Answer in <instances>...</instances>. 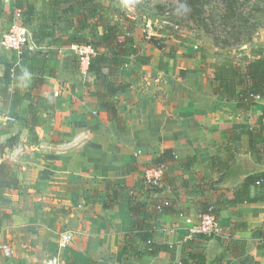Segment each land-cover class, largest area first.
Returning a JSON list of instances; mask_svg holds the SVG:
<instances>
[{
  "label": "crops",
  "instance_id": "obj_1",
  "mask_svg": "<svg viewBox=\"0 0 264 264\" xmlns=\"http://www.w3.org/2000/svg\"><path fill=\"white\" fill-rule=\"evenodd\" d=\"M26 1L33 6L34 25L41 16L54 14L51 0ZM57 1L62 33L72 34L76 20L62 12L74 0ZM98 1L112 10L111 0ZM106 17L122 24L135 19ZM22 19L16 0H0V76L19 56L4 46L3 36ZM48 25L58 34L57 25ZM131 25L133 45L148 60L140 63L129 57L125 69L134 72L126 78L130 86L111 98L119 120L98 98L96 75L85 74L81 65L77 69L71 48L63 47L58 76L46 72V81L34 83L31 90L40 102L39 142H32L21 126L18 141L26 143V153L9 161L7 150L0 153V163L13 166L12 180L22 182L29 197L62 192L76 203L82 195L91 201L84 205L88 238L81 241L106 249V259L98 258L97 264H117L111 253L134 229L131 198L142 205L141 219L153 227L155 239L170 246L169 251L133 257L136 264H182L192 251L205 257L204 264H264V99L257 97L250 108H242L238 98L214 94L208 84L206 53L195 51L197 46L182 50L176 45L158 46ZM35 36L27 48L47 51L51 39ZM64 50L68 56L61 60ZM85 79L89 83L82 82ZM32 80L25 74L13 85L25 87ZM58 86L60 95L55 96L52 89ZM18 107L0 96V110ZM1 118L6 116L0 114V122ZM78 136L79 143L67 146ZM160 161L167 165L164 180L149 188L144 171ZM254 175H261V182L242 188L245 179ZM161 202L170 205L165 212L157 209ZM207 209L215 211L229 240L194 232ZM72 253L74 264V256L90 263L88 256ZM11 256L0 255V264H19L20 259Z\"/></svg>",
  "mask_w": 264,
  "mask_h": 264
},
{
  "label": "trees",
  "instance_id": "obj_2",
  "mask_svg": "<svg viewBox=\"0 0 264 264\" xmlns=\"http://www.w3.org/2000/svg\"><path fill=\"white\" fill-rule=\"evenodd\" d=\"M227 2L231 9L233 4H239L236 0H227ZM50 3V9L54 12L52 17L43 15L40 23L34 25L31 19L33 6L29 1L16 0V7L19 8L23 16L22 24L30 30L33 41H35V35L38 34L50 38L51 46L45 52L26 48L18 56L16 63L10 66L3 76H0V96L4 100L10 99L13 106L18 105V109L23 110L22 116L19 117L20 127L27 128L30 140L34 143L39 142L37 128L40 126L38 114L40 102L38 96L31 94V90L34 83L46 81V72H49V76H58L61 48L71 47L72 44L90 43L93 45L96 54L91 57L89 71L96 75L95 83L98 86V98L117 120L119 117L111 98L130 86L126 78L132 76L134 72L125 69L130 64V55L134 57L136 62L145 63L148 60L133 45L134 37L131 25L133 21H130V18H127L125 24L112 22L104 14L109 7L100 1L74 0L68 2L62 12V16L71 13L76 20L72 34H67L62 33L63 28L59 25L61 24L59 21L61 17L58 16L59 2L51 0ZM190 3L195 8L197 5H201L203 8L207 5L211 6V3L214 8H218V4H214L210 0H190ZM212 12L214 15V11ZM49 22L57 25L54 30L58 34L55 35V31L48 27ZM150 41L160 46L156 35H153ZM71 53L77 63V69L80 68L81 63L78 54L72 49ZM208 68V84L214 94H221L228 99L238 98V105L242 108H250L255 104L257 97L264 99V49H258L249 59L236 60L233 57H228L213 61L209 63ZM25 74L32 76V83L30 81L25 87L22 85L14 86L13 84ZM24 100L28 102L26 106H24L26 102ZM261 116L264 118V111ZM18 140V133L8 137L4 143H0V153H5L14 147ZM159 163H165V161ZM12 178L13 166L2 161L0 163V198L4 197L5 194L3 185L11 181ZM260 178L261 175L249 176L242 184V188L255 181L261 182ZM238 197H240L239 192ZM130 204L135 218L134 229L124 234L125 243L117 253V264H136L132 261L133 257L155 255L170 250L168 244L155 239L153 227L146 226L143 218L141 219L144 216L142 205L134 202L133 198H131ZM159 205L161 206L159 211L162 212H165L170 206L166 202H161L157 205V209ZM208 211L210 209L205 212ZM5 216L10 215L7 213L0 215V232ZM204 262L205 257L201 253L193 251L182 259V264H204Z\"/></svg>",
  "mask_w": 264,
  "mask_h": 264
},
{
  "label": "rangeland",
  "instance_id": "obj_3",
  "mask_svg": "<svg viewBox=\"0 0 264 264\" xmlns=\"http://www.w3.org/2000/svg\"><path fill=\"white\" fill-rule=\"evenodd\" d=\"M210 1L218 4V8H214L212 3L211 6L203 8L197 5L195 8L190 0H111L112 10L104 14L112 18L116 15L135 17L132 24L145 36L156 35L160 46L176 45L181 50L197 46L195 51L206 53L207 64L228 57L249 59L258 49H264V0H236L239 4H233L232 9L228 7L227 0ZM148 20L157 24L168 20L175 25L155 26L149 31L146 26ZM70 25L65 24L68 32L73 28ZM160 31L161 36H158ZM67 52L64 50L61 53V60L68 56ZM87 79L82 82L89 83ZM55 90L61 89L58 86L52 89V93ZM22 112L21 108L0 110L4 117L16 118L13 122L1 118L0 139L7 140L11 134L20 133L19 117ZM3 189L5 194L0 198V215L7 213L10 216H5L2 221L0 240L11 245V258H19V264H45L54 255L59 257L61 264H74L70 261L72 251L88 256L90 262L82 263L74 256L77 264H97L98 258L106 259L104 247L91 246L86 242L87 245L82 244L81 239L88 238L84 205L91 204L84 195L78 203L75 202L77 199L67 198L62 192L46 198L37 195L29 197L22 190V182L14 179L3 185ZM67 230L73 232L74 238L61 248L60 236ZM119 249L111 253L115 260ZM111 254L109 252L107 256Z\"/></svg>",
  "mask_w": 264,
  "mask_h": 264
},
{
  "label": "built area",
  "instance_id": "obj_4",
  "mask_svg": "<svg viewBox=\"0 0 264 264\" xmlns=\"http://www.w3.org/2000/svg\"><path fill=\"white\" fill-rule=\"evenodd\" d=\"M175 25L168 20L162 21V24H157L155 21L148 20L147 28L149 31L153 30L155 26H165V25ZM33 42L32 34L30 30L23 25L22 23L15 22L11 26L10 30L3 36L2 43L7 49L16 51L19 56L23 53V51ZM74 50L79 58L81 67L83 72L86 74L89 71L90 60L93 55L96 54V51L92 44L84 43V44H72L70 47ZM55 96H59L60 92L55 91ZM4 121H15V118L10 116L6 117ZM80 136L76 137L74 141L67 144V146H71L74 142L79 143L81 141ZM45 148V146H41ZM26 143L23 141H18L14 147L9 149L7 152V159L9 161H17L26 153ZM167 165L165 163H158L156 165H152L145 169L143 179L144 184L148 187L153 185H158L163 182L165 173H166ZM260 183V182H258ZM158 210H161V206H158ZM194 232L204 235L209 238H220L229 240L230 234L225 231L219 217L212 210L205 212L202 214L199 222L196 224L194 228ZM74 238V234L72 231L67 230L63 232L60 236L59 245L60 247H64L67 244L71 243ZM0 255L9 257L12 255V247L8 242L0 240ZM45 264H61L59 257L54 255L53 257L48 258L45 261Z\"/></svg>",
  "mask_w": 264,
  "mask_h": 264
}]
</instances>
